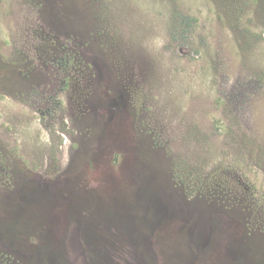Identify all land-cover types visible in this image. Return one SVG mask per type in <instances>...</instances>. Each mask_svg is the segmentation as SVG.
<instances>
[{
  "label": "rangeland",
  "instance_id": "1",
  "mask_svg": "<svg viewBox=\"0 0 264 264\" xmlns=\"http://www.w3.org/2000/svg\"><path fill=\"white\" fill-rule=\"evenodd\" d=\"M0 264H264V0H0Z\"/></svg>",
  "mask_w": 264,
  "mask_h": 264
},
{
  "label": "trees",
  "instance_id": "2",
  "mask_svg": "<svg viewBox=\"0 0 264 264\" xmlns=\"http://www.w3.org/2000/svg\"><path fill=\"white\" fill-rule=\"evenodd\" d=\"M223 198V197H222ZM241 205V204H240ZM243 205L246 206V203L243 202Z\"/></svg>",
  "mask_w": 264,
  "mask_h": 264
}]
</instances>
